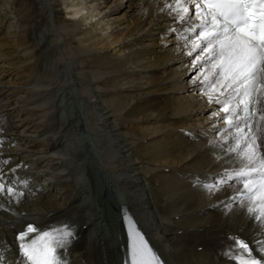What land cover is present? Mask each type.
<instances>
[{
  "label": "bare ground",
  "instance_id": "bare-ground-1",
  "mask_svg": "<svg viewBox=\"0 0 264 264\" xmlns=\"http://www.w3.org/2000/svg\"><path fill=\"white\" fill-rule=\"evenodd\" d=\"M18 1L20 2L22 0ZM109 1L110 0H105V3L108 4ZM163 1L169 2H159L156 5L147 6L146 3L151 2V0H129L128 8H126V11L122 16L115 17L113 21L108 20L105 27L101 28L106 31L107 27L114 24L115 26L111 33L114 34V38L121 36V38H119L121 41H125L127 36H137L140 32L144 31L141 35L139 34L140 36L132 39L133 41L135 40V44H143L145 38L153 36L149 45H144L135 49L133 48L131 56H129V54L127 59H122V57L120 58V56H117V58L112 57V59L107 58L106 60L107 69L114 67L115 69L118 68L119 71L130 70L131 67L129 68L128 66L130 65L128 64L138 62V66L141 67V70H138L140 71L139 74H141V72L148 74V76H145L146 78L148 77V80L144 82L145 86H142L144 85L143 83L142 85L138 84V87L136 86V90L138 91L135 95L127 94L131 88L129 90L118 89L116 92H107V99L110 100L107 108H114L118 103L123 104L127 98L134 101L124 114L119 113L117 115H108L109 112L115 109L111 108V110L107 112H101L102 110L99 111L101 114L98 116L104 117L102 123L97 122L94 116L93 119H91L87 115V118L85 112L86 109L90 114L93 112V109L86 105L85 109L82 108L80 104V96L83 94V91L81 95L77 94L73 86L69 83L70 77L68 73H63L58 76L55 72L54 74H47L45 77L35 78L32 83L40 84L42 87H40L41 89L35 88L32 90L30 89L31 92L29 91V93H32V91L36 92V90H43L42 92H39L44 101L39 102L40 104L37 105L35 113L41 111L38 110V107L41 109L43 108L41 106L45 104L47 105V103L49 104L50 99H57L56 104L53 106L47 105L50 107L45 109V111L43 109V112L45 113L54 112L52 110H55L56 116L53 119L51 116L49 119V114L47 113L48 115H43L46 117V122L44 124H40L39 122V120L43 121L45 119H43V116L42 119H38V122H35L37 117L32 120V123L34 124L31 126L35 127L36 132L34 135L39 134L37 137L29 134L31 131L29 130L30 128H27L28 126L23 129L25 132L22 133V126L12 124L9 128L7 125L9 123L8 121H3V123L0 122L2 124L0 129H4L3 131H0V141H2V145H0V161H8L7 164L0 163V174H2L5 181L13 183L19 191L24 193L20 198L19 203H16L14 199L8 196L0 195V204H3V207L0 208V252H4L2 253L4 264L7 260H11L12 264L19 263L17 262V258L21 261L23 260V257L19 253V244L16 240V235L28 222H35L38 226L42 227L59 226L66 222L74 225V238L66 249L60 250L65 264H98L101 262L100 254L103 251H106L105 245H107V243L109 248L115 252V255L120 253L119 258H117L116 255V258L118 259L116 264H121V252L123 251L121 246L127 238L125 236L124 239V236L123 238L122 235L120 236L119 227L122 226V223L119 222V217L124 211H127L137 222L139 229L151 242L156 252L161 256V259L164 260L165 264H233V262L224 254L227 250V245L230 243L229 237L238 236L246 241H252L255 238L264 239V236H260L256 223L247 214L246 209L248 202L244 201L241 203L240 200L233 199V197L237 196L238 191L242 190V183L239 180H229L228 184L222 186L219 191L208 192L203 185L199 184L200 181L196 179V175H194L195 172H198L202 173V177L209 178L210 174H213V177L217 176L221 180V176L218 175V172L223 168H226V171L220 173L223 175V179H225L229 173L233 172L227 166H233V164H235V166L242 167L243 164L246 163L241 157V152L246 147L248 141H242L240 139L241 134L237 132L236 126L230 127L231 130H229L228 123L226 122L223 124L224 121H227V116L231 113L226 114L222 110L216 112L219 113V115L212 114L203 118L204 121L210 117L217 118V116H219L220 118H223L221 123L215 122L216 126H218V130L222 133L216 143L210 147L206 145L207 141L202 143V132H196V134L191 135V142H187V140L184 139V136H182V139L175 144L174 141L171 142L168 139H164V141L156 139L157 137L165 138L172 132L175 133L177 131V126H179L180 123V125H186L185 123L183 124V122L186 121L185 119L187 118L200 114L203 116L205 112L218 106L223 109V104H217L215 101L211 102L209 108L208 105L206 106L209 99H205L204 97V101L206 100L205 105H202L199 101L196 105L192 104L193 107L191 108V112L188 113L187 116L182 114L178 119L177 116H173L178 113L186 112L190 107H188V103L185 101L186 99L176 101L172 97L174 92L180 91L181 89L185 90L186 86L176 83L172 77H169V71L167 74V68L182 60L190 50L185 48L182 51L184 53L177 54L176 52L183 47V44L177 46L173 45L172 47L168 46L172 44L171 42L179 40L180 37H186V40L188 37L196 35L200 29L198 27L195 28L194 26L199 24V21H196L199 20L196 16L194 19L188 18L186 21H181L176 18L177 14L172 13L170 9L166 8V4H172L175 6V0ZM93 2L94 0H86V2L84 0H71L70 3L65 4L67 10H69L67 11L70 15L69 22L75 23L71 21H74V19L78 17H83L84 19H88L89 17L91 19L90 23L92 24L96 14H91L90 16L84 15L87 14V10L90 12V6H88V4H92ZM186 2L184 1L185 4ZM22 3H28V7L25 4V6L19 4L20 6L18 5V10L16 8L14 11L21 12L22 15L18 18L20 22L29 24L30 21L34 19L33 17L37 11V3L35 0H28V2ZM113 4L114 5L112 6H106L107 9H110V16L112 13L118 12L123 6L122 0H115ZM115 7L116 9H114ZM138 9H142L140 13L137 12ZM194 10L195 9L192 10L190 15H193ZM91 11H97V15H99L102 13V8L96 7ZM46 16L45 13L40 19L41 21H35V23H43ZM105 17L108 16H102L101 18L104 20ZM6 21L7 15L3 14L0 9V29H2L0 30V33H2V31L4 32L3 24L6 23ZM123 24L125 25L122 26ZM192 25L194 27H192ZM193 28L196 29L195 32L191 31ZM81 30H79L80 33H78L80 35H82V33L85 35L86 39L84 41L94 42V40H97V36L94 35L95 32L91 34L92 29L91 31L89 30L90 33L86 32L88 30H83L82 32ZM171 30H173L174 33L178 30L176 35L179 37L176 36V38H173L172 36L170 39L171 41H169L167 35ZM183 30L184 32L185 30H188L186 31V36H183L181 33ZM30 32L31 30L29 28L22 31V33L18 32L20 35L17 34L18 36L15 39L12 35L9 37L11 32L8 31V36L4 35V39H7L5 44L9 45L10 47L8 48L12 50L7 52L8 55L0 53V58L4 57V60H6L13 56L14 52L19 53V47L28 45L29 42L32 43ZM68 35H73V32L70 31ZM188 42L191 43L189 46L192 47L193 40ZM179 43L180 42L177 41V44ZM71 54L72 51H66L68 58L66 56V58L63 59V63L59 62L61 68L72 61L77 64L80 60L88 65L91 62L97 61L100 68L105 65V60L99 59L100 53H96L97 55L93 54L94 56H92V53L91 56H89L90 53L78 57L72 55V58L74 59H71ZM207 55V53H204V56ZM118 58L121 59L120 62H112ZM9 59L7 60L9 61ZM8 61H2L3 66L0 68L5 67V63L13 64L12 61ZM205 62L208 63V68H210L209 72H206L205 75H209L210 79L214 80L215 76H211V74L213 72H218L219 70H214L212 68V61L206 59ZM11 64H9V67ZM97 64L95 66H97ZM100 71L101 70H99V72ZM138 71L129 72L127 70L124 73L126 77H130V75L134 73L138 74ZM97 80L98 79H96V81ZM118 80L117 76L114 74L105 79H100V82H107V84L112 86H116L117 84L118 86ZM201 84L204 83L202 82ZM0 85L2 86L0 87V91H2L3 88H6L9 85V83L0 81ZM197 88L203 87L196 86L192 91ZM235 88L240 89L239 95L235 94ZM11 89L12 88H9L0 94V97L5 95L6 92ZM186 90L190 89L187 88ZM88 91V89H85L86 95ZM221 91L224 92V95L219 97L221 100L230 99L231 96L235 95V99H232L230 104V107L237 108L233 120L236 121V124L239 127L242 126L240 128H243L245 133H248L247 125L249 123L251 124L249 136L251 137L252 134L257 136V143L260 145L259 151L261 154H264V120L260 119V117L264 115V94L260 93L259 95V93H256L247 98L249 99L248 107L249 112L252 114V118L246 119L244 118L245 114L243 112L244 106L240 102L246 99L244 96V88L241 87L240 84H237L233 86V89H221ZM121 93H125V95ZM25 94L27 95V93ZM215 95L219 96V93ZM3 100H6V98ZM256 101L259 102L255 106L254 104ZM88 102H90V100ZM30 106H28L29 108H26L34 111L33 105L31 108ZM21 108L26 109L24 105ZM6 111L7 110H4L0 113V116ZM192 112L195 113L193 114ZM84 113L85 116H83ZM123 115L134 120L129 123L131 124L129 130L135 134L136 137L151 136L150 138L153 139L151 145L143 148L145 158L147 157L148 159L152 158L151 160L157 159L160 161L169 160L166 165L160 166L162 169H158L157 172L164 173L172 170H179V173H181L179 177L177 176L178 178L169 175L171 178L164 179L165 177H158V174H156L157 172H153L152 168H148L149 171H152V174L150 172V176L152 178L156 176L155 179L158 181L157 186L159 185V188H156L155 191H153L151 195L152 199L159 204L161 198L167 197L166 199L168 202L166 206H160L163 205L160 203L159 205L157 204L158 206L156 207V211H162L163 216L161 213H159L160 215L155 213V206H151L150 199L145 193L144 187L148 185V181L141 182L137 180L138 182L136 181V185L133 184L132 186H129V181L131 180H124L123 174L125 173L116 170L115 168H117V165L110 162L107 163L108 159L113 155L112 151H114L113 145L107 141L111 136L105 134L107 126L110 125L107 118L108 116L121 118ZM155 119L160 121L164 119H173V122L171 123L172 129L168 130V133H166L160 128H155L154 126L149 129L147 127V131L144 129L145 127L143 128V126H141V123L148 121L151 122ZM51 120L54 121L51 122ZM259 121H261L260 124H258ZM29 123L31 122H25L24 125ZM154 123L156 125L157 122ZM195 125L196 124L193 126ZM225 128L226 130H222ZM139 138L137 139L139 140ZM238 139L241 140L240 149L237 152H233L231 149L235 148L237 144H233V141H237ZM136 144L137 143H135V145ZM128 145L122 146V148H125ZM227 145H230V147ZM17 146L21 148L18 147L19 149H16ZM84 146H86V149H84ZM224 147L226 148L223 149ZM213 149H215L214 152L217 153V159L219 158L218 161H215V154L214 156H211ZM128 150L125 149V151H122L127 152ZM106 153L107 159L104 162L100 157L102 154L104 155ZM29 157L33 162L41 160V163L48 159L45 165L42 164L47 170L45 169L42 171L44 168H41L37 171L40 167L35 169L33 166L34 164L31 165V163H29ZM88 162L96 164V172L93 175L89 174L87 171L86 163L88 164ZM132 166V163H130L129 168ZM206 168H208L207 170H210L211 173L204 174L205 171H207L205 170ZM12 169H15V171L13 172ZM148 169H145L144 171L148 173V171H146ZM132 176L134 175L132 174ZM187 177H191L198 181L197 184L193 186L192 183L185 180ZM21 181H26L27 186L25 187ZM132 182L135 183V181ZM93 183H96L94 186L97 189L91 187ZM209 183L211 182L209 181L207 184ZM149 185L153 186V183L149 181ZM126 187H130V189L128 188V190H126ZM171 188H173V190ZM169 189H171L172 193L175 195L177 193L181 194L180 199L178 201L175 200L176 203H174V201L172 202L170 197L172 194L170 193L169 195ZM104 194L107 196L109 195L112 198L114 196V201L113 199H108L107 202L111 201L118 206V211L115 212L114 225L115 223L116 225L114 228L109 227L107 224L106 202L104 204L102 203V201H104ZM108 236H110V238ZM198 247L201 248L200 251H198ZM125 252L128 253L127 250ZM102 263L103 262H101V264Z\"/></svg>",
  "mask_w": 264,
  "mask_h": 264
},
{
  "label": "rangeland",
  "instance_id": "rangeland-1",
  "mask_svg": "<svg viewBox=\"0 0 264 264\" xmlns=\"http://www.w3.org/2000/svg\"><path fill=\"white\" fill-rule=\"evenodd\" d=\"M35 1L37 3L36 4L37 11L35 13V16L33 17L34 19H32V21H30L29 24H24V23L20 22V20L18 19L22 15L21 12L20 13L16 12V11H14V9L16 10V8H17V10H18L19 4L20 5L25 4L28 7V3L27 4L22 3V2H28V0H22L20 2L18 0H0L1 12H3V14L7 15V21H6V23L3 24L4 32L2 31V33H0V53H4L5 55H8L7 52L12 50V49L8 48V47H10L9 45L5 44V42H7V39H4V35L8 36V31L11 32V34H9V37L12 35V37H15V39H16V37L18 35H20L19 33H22V31L29 28L31 30L30 35H31V41H32V43L29 42L30 44L28 43V45H25L23 47H19L18 48L19 53L14 52V55L9 57L10 59L7 58V59H9V61H12L13 64L5 63V65H4L5 67L0 68V81H2L4 83H6V82L9 83V85L6 88H3V90L0 91V94L5 92L9 88H12L11 90L7 91L5 95L0 97V100H1L0 107L2 108V109L0 108V111L3 112L4 110H7L3 114V116L0 117V122L3 123V121H8L9 123L7 125L9 126V128L12 124L22 126V128H21L22 133L25 132V130H23V129L28 126L27 128L28 129L30 128L29 130L31 131V133H29L30 131L27 133L37 137L39 134L34 135V133H36V132H35V127L31 126L34 124V123H32V120L35 119L36 117H37L36 118L37 120L35 122H38V119H40V118L42 119V116L48 113V112L47 113L43 112V109L45 111V109H47L48 107L56 104L57 99H53L55 102L52 99H50V101H52V102L49 101V104L47 103V105H50V106H47L45 104L46 107H45V105L41 106V107H43L41 109H40V107H38V110H41V111L35 113V111L37 110V105L40 104L39 102L44 101V100H42V98H41L42 96L40 95V92H42L43 90H38V91L36 90V92L32 91V93H29V91H30V89L32 90L35 88L42 87L40 84H33L32 83V81L35 78L45 77V76H47V74L48 75L51 73L54 74L56 72L55 74L58 76L62 75L63 73H68V75L70 77L69 83L73 86V88L75 89L77 94L81 95L82 91H83L82 95H84V96H82V95H81L82 97L80 96V98H81L80 104H81L82 108L85 109L86 108L85 105H86V106H90L93 109V112L91 114H90V112H87V109H86V111H85L86 117L88 115L89 118L93 119V116H94V118H96L97 122L102 123L103 122L102 119H104V117L103 116L100 117L98 115H100L101 112H107V111L111 110V108H113V107H108L109 109L107 108L108 103H110V100L107 99V96H106L108 91L116 92V91H118V89L129 90L131 88L132 92H131V90H129L127 94H134L135 95L138 91V90H136L138 87V84L142 85V83H143L144 85H142V86H145L144 82L146 80H148V77L147 78L145 77V76H148L147 73L145 74V72H141L142 76H141V74H139L140 71H138V70H141V67L138 66V64H137L138 62L137 63L132 62L133 63V64L131 63L132 66H131V64H128V65H130L128 67L129 68L131 67L130 70L127 69L129 72H132V71L137 72L138 71V74L134 73V74L130 75V77H131L130 78L128 76L126 77V75L124 73L127 70L119 71L118 68L115 69L114 67H110V69H107V61H106L107 58L112 59V57L117 58V56H120V58L122 57V59H127L129 54H130L129 56H131V51L133 50V48L135 49L137 47L149 45V43H151V38L153 36H148L147 38H145L144 39L145 42L143 44H141V43L135 44L136 43L135 40L133 41L132 39L134 37L140 36L142 33H144V31L140 32L139 33L140 35L138 34L137 36H129V37L127 36L125 41H121L119 39V38H121V36H119L118 38H114V34L111 33V31L114 29V26H115L114 24L111 25L110 27H107L108 29L106 28V31L101 29V28L105 27V24L108 22V20L113 21L115 19V17L122 16V14L126 11V8H128L127 6L129 5V0H122L123 6L119 9L118 12L112 13L111 16H110V13H111L110 9H107L106 6L107 5L108 6L114 5L113 3L115 0H110L108 4L105 3V0H94V2L92 4H88V6H90V12L87 10L86 11L87 14L84 15V16H90L91 14L92 15L96 14V17H94L92 24L90 23L91 19L89 17H88V19L86 17H85L86 19H84L83 17H78V18H75L74 21H71V22H75V23L69 22L70 15L67 12L69 10H67L65 4L70 3L71 0H58V1H56V0H35ZM84 1L86 2V0H84ZM87 1H91V0H87ZM184 1L186 2V0H184ZM18 2H19V4H18ZM159 2L164 3L165 1H163V0H151V2L146 3V5L147 6H153ZM167 2H169V1H166L165 3H167ZM186 5H187V7L189 6L191 9L193 8L191 0H187ZM96 7L102 8L101 14L97 15L98 14L97 11H91ZM114 9H116V7ZM141 10L142 9H138L137 12L140 13ZM45 13L47 16L44 18L43 23L36 24L35 21H41L40 19L45 15ZM106 15L108 17H105L103 20L101 17L106 16ZM194 16H195V14L193 15V17ZM189 18H192V17H189ZM97 23H98V25H97ZM124 25L125 24H123L122 26H124ZM91 29H92L91 34H93V32L96 33V34L94 33V35L97 36V40H94V42L93 41H84L86 39V37L83 33H82V35H80L79 30H81V32L83 30L84 31L88 30L86 32H89V30L91 31ZM0 30H2V29H0ZM70 31L73 32V35H68ZM186 31H188V30H185V32L183 30V32H181L183 34V36H186ZM170 32L171 33H169V35H168L169 41H171L170 39L172 38V34H174L173 38L177 36V35H175L176 33L173 32V30H171ZM193 36H195V35H193ZM79 38H80V40H79ZM193 38L194 37H190L189 40H192ZM132 41H133V43H132ZM186 41H187V39H186ZM80 42L81 43L83 42V43L81 44ZM171 43L172 44H170L168 47H172L173 45L174 46L178 45V44H175V42H171ZM84 44H85V46H84ZM190 44L191 43L186 44V42H185L183 47H181L180 50H178V52H176V53L177 54L184 53L182 51L185 48H187V46H188L187 50H190L191 52L189 51L187 53V55L185 57H183L182 60H180L179 62H176L173 66H170L167 68V74L169 71V74H168L169 77H172L176 83L186 86V89L187 88L190 89V90L181 89L180 91L174 92V94L172 96L174 98V100H176V101L177 100L182 101V100L186 99L185 101L188 103V107H190V109H187L186 112H182V113H178V114L173 115L174 117L177 116V119L180 118L182 116V114L184 116H187V114L191 112V108L193 107V105H196L199 101H200L199 103H201L202 105H205L206 100L204 101V97H205V99H208L209 89L197 88L194 90L195 92L192 91L193 88H195L196 86L199 87V84L202 83L201 79H202L203 75H201V74H204L203 72H205L207 65L201 66V60L197 59L196 57L201 56L202 53L200 50L199 51H193L194 47L189 46ZM131 45H133V46H131ZM67 50L72 51L71 59H74V58H72L73 56L78 57V56H81L84 54H89V53H90L89 56H91V53H92V56H94V55H97L100 53L99 59L105 60L104 61L105 65L103 67L101 66V68H100V66H98V64H97V61L91 62L88 65V64L83 63L80 60L77 62V64H76V62L72 61V62H69V66L66 65L63 68H61L60 67L61 65H59V62L63 63V59L66 58V56L68 58V55H66ZM94 52H96L97 54ZM193 52H196V54H194L191 57V55H189V53H193ZM104 56H105V58H104ZM120 58H118L117 60L112 61V62H120L121 61ZM4 59H5L4 57L0 58V67L3 66L2 61H4V62L8 61L7 59L6 60H4ZM80 63H82V64H80ZM9 64H11L10 67H9ZM96 64H97V66H95ZM55 67H56V69H55ZM172 68H173V70H172ZM99 70H101L102 72L101 71L99 72ZM207 71H209V68H207L206 72ZM114 74L117 76V80L118 79L121 80V81L118 80V82H117L118 86H117V84H116V86L115 85L112 86L110 84H107V82L106 83L103 82L104 84L100 82V79H105L108 76H111ZM119 76L122 78L124 76V78H126V79H124V78L122 79ZM195 76H197V77H195ZM193 78H194V80H193ZM96 79H98V80L96 81ZM138 79H140V80H138ZM1 85H0V87H2ZM13 87H14V89H13ZM20 89H22V90H20ZM45 89H46V87H45ZM85 89L89 90L87 92V95H86ZM23 91H24V94H23ZM103 92H104V94H103ZM25 93H27V95ZM89 93H90V95H89ZM121 94L125 95V93H121ZM28 95H30V96H28ZM5 98H6V100H3ZM89 100H90V102H88ZM128 100L129 99L127 98V100L123 104L118 103V105L114 106L115 109L113 108L114 110L109 112L108 115L109 114L110 115H113V114L117 115L119 113L124 114V112L127 111L129 109V107L133 104L132 102H134L133 100L131 101V99L129 100V102H128ZM3 101H5V102H3ZM256 104H257V102L254 105L256 106ZM23 105L25 106V108L26 107L29 108L28 106H30V105H31L30 106V108H31L33 105L34 111L29 110L27 108L26 109L21 108V107H23ZM207 105L210 108L211 103H209V101H208L206 103V106ZM100 108H102V109H100ZM100 110H102V111L99 112ZM52 111L55 112V110H52ZM217 111H222V109H220L218 106L212 110L205 112L203 114V116L200 114V115H194L193 117L185 119L186 121H184L183 124L185 123L186 125H180L181 124L180 123L178 126L179 132L182 133L186 130H190L193 132L201 133V132H203L202 130H203L204 126H205V128H204L205 130L212 129L213 127H215L214 129H216L217 128L215 126L216 123L212 122L213 119L214 120L216 119V117H210L205 121L203 118L204 117L206 118V117L216 113ZM54 112L48 113L49 119H50V116L52 117V119L56 116V112L55 113ZM33 116H35V117H33ZM83 116H85V113L83 114ZM108 118H110V119H108ZM108 118H107V121H109L108 123L110 125L107 126V131L105 134H107V136H109V135L111 136L110 139L107 141H109V143L113 145L114 151H112L113 155L111 158L108 159L107 163L110 162L112 164L117 165V168H115V169L118 170L119 172L125 173V174H123L124 180H128V181L131 180V181H129L130 182L129 186H132L133 184L136 185V183L138 181H141V182H143V181L147 182L148 181V185H146L144 187L145 193H146L147 197L150 199L151 206H153V205L155 206V207L153 206L155 213L158 215H160L159 213H161V215L163 216L162 211L161 212L156 211V209H157L156 207L160 203L163 204L160 206H164V205L166 206L167 202H168L166 199L167 197L161 198L159 201V204L156 203V201L154 203V200L152 199V196H150V195H151V192L153 193V191H155L156 188L157 189L159 188L158 187L159 185L157 186L158 181H157V179H155L156 176H154V178H152L150 176L152 174V171H149L148 168H152L153 172H157L158 169H162V168H160V166L166 165L169 162V160L160 161L157 159L151 160L152 158L151 159L149 158L150 159L149 160L147 157L145 158V156H144L145 152H144L143 148L147 147L148 145H151L153 143V142H151L153 139L150 138L151 136H149V137H142L141 136L140 138L136 137V135L133 134L129 130L130 129L129 127H131V124H129V123L131 121H134L132 118H130L128 116H124V115L121 116V118L114 117V116H111V117L108 116ZM43 119L45 121L39 120L40 124L41 123L44 124L46 122V117L43 116ZM98 120H100L101 122ZM155 120H152L151 122L148 121V122L141 123V126H143V128L145 127L144 129H146L147 127L149 129V128H152L154 126L155 128H160L163 132H166V133H168L167 132L168 130L172 129L171 123L173 122L172 121L173 119L172 120L164 119L161 121L160 120L155 121ZM53 121L51 120V122H53ZM25 122H31V123L24 125ZM154 122H157L156 125ZM200 122H202V123H200ZM208 122H210V123H208ZM194 124H196L195 126H197V127L193 126ZM197 124H200V125H197ZM1 125H0V127H1ZM89 126H90V122H89ZM240 127H242V126H240ZM101 128H103V127H101ZM228 129L231 130L230 127H228ZM3 130L4 129H0V131H3ZM222 130H226V128L222 129ZM146 131H147V129H146ZM224 132H226V131H224ZM191 135H193V134L191 133ZM218 136H219L218 134H213L211 136H208V133H207L204 135L205 138L201 139V140L203 141L202 143H205L207 141L206 144L210 145L211 143L214 142V139L217 138ZM153 137H156V136H153ZM137 138H139V140ZM156 139H158L159 141H164V139H168L171 142L174 141V144H175L179 140L182 139V135H180L178 133V131H176L175 133L174 132L169 133L168 136H166L165 138L164 137H157ZM38 141H40V140H38ZM135 143H137V144L135 145ZM125 145H128V146L125 148L124 147L122 148V146H125ZM140 145H142V146H140ZM139 146H140V149H139ZM18 147L19 146H17L16 149L21 148V147H19V148ZM84 149H86V146H84ZM107 149H108V147H107ZM121 149L124 151H125V149H127V150L129 149V150L127 152H124ZM42 150H43V148H42ZM24 154H26V153H24ZM106 156H107V153L104 155L102 154L103 160L107 159ZM215 156H216L215 157L216 158L215 161H216V160H218L217 154H215ZM28 160H29V163H31V165L34 164L33 166L35 167V169L40 167L37 169V171L41 168H44L43 166L48 161V159H46V161H44L42 163H41V160L33 162L30 157L28 158ZM130 163H132V165H133L131 168H129ZM42 164H44V165H42ZM95 165L96 164H92L91 162H88V164L86 163V168H87V171L89 174L93 175L96 172V166ZM94 166H95V168H94ZM144 168L148 169V170H146V171H148V173L144 171L145 170ZM45 169L46 168H44L42 171H44ZM207 169L208 168H206L205 170H207ZM93 170H94V172H93ZM150 172H151V174H150ZM176 172L179 173L180 171L179 170H172V171H168V172H164V173H158L157 172L156 174H158V177H162V178L165 177L164 179L171 178L170 176H172L174 178H178L179 175L177 177ZM205 172H208V170ZM196 173L197 172H195V174ZM132 174L134 176H132ZM161 174H162V176H161ZM147 176H148V178H147ZM132 181H135V183ZM149 181H151L153 183V186L149 185ZM187 181H189V179ZM194 181H196V180H194ZM196 182H198V181H196ZM202 182H200L199 184L204 185V184L208 183L207 181L206 182L202 181ZM95 184L96 183H93V185H91V187L93 189H97L94 186ZM195 184H197V183H192L193 186H195ZM128 188L130 189V187H126V190H128ZM148 188H149V190H148ZM171 189L173 190V188H171ZM171 189H169V191H168L169 195H170V193L172 194L170 196L171 200H172V202L174 201V203H176V201H178L180 199L181 194L177 193L175 195L174 193H172ZM143 193H144V191H143ZM96 196H97V192H96ZM106 196H107L106 194L103 195L104 201H102V203L104 204L106 202L105 208H106V215H107V214H109L107 212L108 211L107 206H110L112 208V205L114 204L111 201H109V202H107V201H108V199L109 200L113 199V201H114V196H113V198L109 195L107 197ZM176 196H179V197H176ZM172 197H174V198H172ZM112 210L114 211V208H112ZM116 211H118V208ZM115 225H116V223H115ZM114 226H111V228L112 227L114 228ZM108 237L110 238V236H108ZM102 243H103V241H102ZM197 249H198V251H200L201 248L198 247ZM105 250L106 251H103L100 254L101 262H103L102 264H104V263L108 264V262H109V264H116V263H114L113 258L116 255H117V258H119L120 253H117L115 255V252L113 250H111L110 248H109V250L107 249V245H105ZM105 255H106L107 259H106ZM253 255H257V253L254 251ZM117 258H115L116 262L118 260ZM101 262H99L98 264H101Z\"/></svg>",
  "mask_w": 264,
  "mask_h": 264
},
{
  "label": "snow or ice",
  "instance_id": "snow-or-ice-1",
  "mask_svg": "<svg viewBox=\"0 0 264 264\" xmlns=\"http://www.w3.org/2000/svg\"><path fill=\"white\" fill-rule=\"evenodd\" d=\"M191 3L199 16V24L196 27L200 29L192 42L193 47L194 50L199 49L202 54H208L207 57L201 55L197 59L210 60L212 68L219 70L213 73L214 80L208 75L203 79L209 89V102L223 104V112L231 113L227 116L229 127L236 126L237 132L248 141L241 152V157L246 163L229 173L227 178L218 183L204 184L203 187L208 192H214L228 184L229 180H239L242 190H239L233 199L240 200L241 203L248 202L247 214L258 226L260 236H264V154L259 152L257 136L252 134L248 140V133L233 120L237 108L230 107V104L235 95L225 100L219 98L224 95L221 89H233L234 85L240 84L246 97L241 101L244 106V118H252L247 98L264 90V0H191ZM166 8L177 14L176 18L181 21L189 18L190 9L184 0H175V6L166 4ZM191 31L195 32L196 29ZM234 92L239 95L240 89L235 88ZM216 93H219V96L215 95ZM260 119L264 120V115ZM247 126L251 131V124ZM240 145L241 140L238 139L236 147L231 151L237 152ZM0 163L7 164L8 161ZM21 183L27 186L26 181ZM0 195L8 196L19 203L24 193L13 183L5 181L0 174ZM2 207L3 204H0V208ZM127 225L130 244L125 264H165L131 217L127 218ZM73 238L74 225L67 222L49 227L28 222L16 235L19 253L23 257L21 264H65L60 250L66 249ZM229 240L224 254L233 264H264V255H261L264 254V239L246 241L232 236ZM254 248L257 255H253ZM0 264H4L2 257Z\"/></svg>",
  "mask_w": 264,
  "mask_h": 264
}]
</instances>
